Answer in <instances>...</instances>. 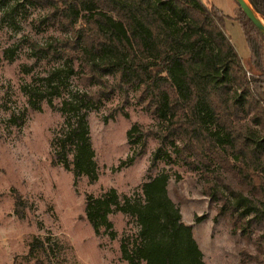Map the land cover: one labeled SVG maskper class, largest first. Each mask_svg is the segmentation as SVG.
Here are the masks:
<instances>
[{"label":"trees","instance_id":"trees-1","mask_svg":"<svg viewBox=\"0 0 264 264\" xmlns=\"http://www.w3.org/2000/svg\"><path fill=\"white\" fill-rule=\"evenodd\" d=\"M25 1L42 7L44 20L64 33L43 46L27 40L36 60L42 54L62 60L61 67L48 69L44 77L50 94L58 95L60 73L81 86L62 99L63 122L50 145L53 164L71 171L74 179L97 178L87 110L113 95L118 102L109 117L118 112L127 116L133 98L160 121L156 126L134 123L127 131L128 144L138 145L128 162L144 152L149 138L157 140L141 194L120 197L111 188L85 199L84 216L96 233L104 228L114 236L108 215L115 211L135 217L138 232L120 243L125 260L205 264L191 227L168 197V174L149 172L169 156L170 147L183 165L202 174L203 194L219 204L233 233L245 234L250 219H264V35L238 4L240 15L234 19L257 74L245 68L224 31L230 17L202 0ZM247 2L264 20V0ZM47 95L31 90L30 105ZM12 193L14 211L23 218L27 202L15 189ZM255 245L263 254L264 245ZM42 246L34 240L29 250ZM247 258L263 263L257 255L242 253L238 264H246Z\"/></svg>","mask_w":264,"mask_h":264},{"label":"rangeland","instance_id":"rangeland-1","mask_svg":"<svg viewBox=\"0 0 264 264\" xmlns=\"http://www.w3.org/2000/svg\"><path fill=\"white\" fill-rule=\"evenodd\" d=\"M202 1L225 13L236 7L235 16L240 15L235 0ZM44 14L42 7L25 0H0V264H35L37 260L43 264H130L122 257L120 243L122 238L131 241L138 232L135 217L115 211L108 215L114 236L104 228L96 233L84 216L85 199L111 188L120 197L141 194L157 140L149 138L144 152L128 162L138 145L128 144L127 131L134 123L156 126L160 121L133 98L126 107L127 116L118 112L109 117L118 102V95H113L87 110L97 178L74 179L71 171L53 164L50 145L63 122L62 99L81 86L73 76L60 73L55 80L58 95L50 94L44 77L48 69L61 67L62 60L44 54L36 60L27 41L43 46L64 34L48 24ZM229 20L224 23L226 35L245 68L257 74L242 28ZM31 90L49 97L32 107ZM149 172L168 174V197L179 208L181 220L191 227L205 264H238L242 253L257 255L264 264V253H258L255 245H264V219H250L245 234L233 233L229 218L219 214V204L203 194L202 174L183 165L171 147L169 156L158 160ZM13 189L27 202L23 218L14 211ZM34 240L43 246L30 252ZM246 264L259 263L247 258Z\"/></svg>","mask_w":264,"mask_h":264},{"label":"water","instance_id":"water-1","mask_svg":"<svg viewBox=\"0 0 264 264\" xmlns=\"http://www.w3.org/2000/svg\"><path fill=\"white\" fill-rule=\"evenodd\" d=\"M240 6L246 17L256 26V28L264 35V24L262 18L254 11L251 5L245 0H235ZM262 20H261V19ZM264 21V20H263Z\"/></svg>","mask_w":264,"mask_h":264},{"label":"crops","instance_id":"crops-1","mask_svg":"<svg viewBox=\"0 0 264 264\" xmlns=\"http://www.w3.org/2000/svg\"><path fill=\"white\" fill-rule=\"evenodd\" d=\"M229 10H230V12H227V13L224 12L226 15H228V16L230 17L231 20H229V21H232V22L238 23V21L234 19V18H235V13H236V7L234 8L233 6H231V7L229 8ZM238 24H239V23H238ZM246 45H247V44H246ZM247 49H248V46H247ZM248 52H249V56H250V51H249V49H248Z\"/></svg>","mask_w":264,"mask_h":264},{"label":"bare ground","instance_id":"bare-ground-1","mask_svg":"<svg viewBox=\"0 0 264 264\" xmlns=\"http://www.w3.org/2000/svg\"><path fill=\"white\" fill-rule=\"evenodd\" d=\"M245 1H247V0H245ZM261 19V18H260ZM262 20V19H261ZM262 23L264 24V21L262 20Z\"/></svg>","mask_w":264,"mask_h":264}]
</instances>
